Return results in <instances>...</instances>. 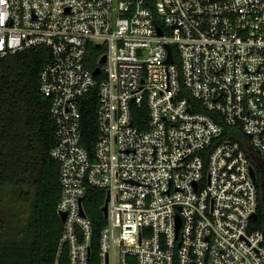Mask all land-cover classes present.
<instances>
[{"label": "built area", "instance_id": "built-area-1", "mask_svg": "<svg viewBox=\"0 0 264 264\" xmlns=\"http://www.w3.org/2000/svg\"><path fill=\"white\" fill-rule=\"evenodd\" d=\"M40 46L52 52L39 90L65 214L57 262L89 264L83 202L100 188L99 264H264L251 229L264 190V0H0V59ZM97 86L91 155L81 103ZM225 128L240 139L222 140Z\"/></svg>", "mask_w": 264, "mask_h": 264}, {"label": "trees", "instance_id": "trees-1", "mask_svg": "<svg viewBox=\"0 0 264 264\" xmlns=\"http://www.w3.org/2000/svg\"><path fill=\"white\" fill-rule=\"evenodd\" d=\"M99 50L87 59L98 67ZM52 52L40 46L0 59V264H68L65 253L57 262L64 223L57 207L62 195L60 165L51 158L56 127L51 99L39 90L40 75ZM104 74L95 77L98 83ZM99 87L81 103L82 142L93 155L98 138ZM146 107L136 109L134 123L147 128ZM225 128L224 139H240ZM106 191L89 188L84 210L93 225L89 264L98 263L99 240L107 219L103 213ZM251 229L264 234V190Z\"/></svg>", "mask_w": 264, "mask_h": 264}, {"label": "water", "instance_id": "water-1", "mask_svg": "<svg viewBox=\"0 0 264 264\" xmlns=\"http://www.w3.org/2000/svg\"><path fill=\"white\" fill-rule=\"evenodd\" d=\"M162 32L160 31V34H161ZM170 60H171V53H170ZM107 61V57L106 56H103V58L101 59V64H104L105 62ZM101 74V69L100 68H97L94 72H93V75L94 76H98V75H100ZM252 176H253V179L254 180H256V174H255V172L254 171H252ZM108 201H109V197L107 198V200H106V205L104 206V208H103V211H104V213H105V215H107V203H108ZM82 214L84 215V213H83V211H82ZM60 218H61V220L64 222L65 221V214H60ZM257 218V214H254L253 215V219L255 220Z\"/></svg>", "mask_w": 264, "mask_h": 264}]
</instances>
